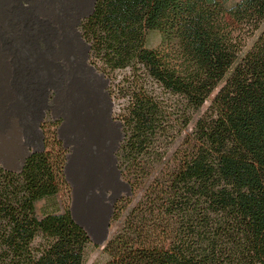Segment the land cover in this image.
<instances>
[{
    "label": "trees",
    "instance_id": "trees-1",
    "mask_svg": "<svg viewBox=\"0 0 264 264\" xmlns=\"http://www.w3.org/2000/svg\"><path fill=\"white\" fill-rule=\"evenodd\" d=\"M263 24L264 0H94L80 32L98 70L123 73L122 174L147 178L222 84L187 155L152 180L101 264H264ZM234 25L261 30L243 54ZM153 32L167 52L149 47ZM64 161L51 148L0 166V264H84L89 235L57 199Z\"/></svg>",
    "mask_w": 264,
    "mask_h": 264
},
{
    "label": "rangeland",
    "instance_id": "rangeland-1",
    "mask_svg": "<svg viewBox=\"0 0 264 264\" xmlns=\"http://www.w3.org/2000/svg\"><path fill=\"white\" fill-rule=\"evenodd\" d=\"M93 3L0 0V166L17 171L30 151L63 152L57 199L89 235L84 264L107 260L104 246L122 229L152 180L187 155L194 124L222 85L192 115L147 178H140L142 170L122 174L117 160L124 137L118 119L122 101L114 92L123 73L105 75L91 63L80 24ZM234 29L243 42L242 54L261 31L247 35ZM148 45L168 51L157 32L149 35ZM42 205L37 204L38 210Z\"/></svg>",
    "mask_w": 264,
    "mask_h": 264
}]
</instances>
